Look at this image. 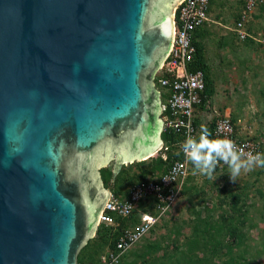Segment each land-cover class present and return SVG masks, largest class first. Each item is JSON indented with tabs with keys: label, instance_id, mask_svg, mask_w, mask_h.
Masks as SVG:
<instances>
[{
	"label": "water",
	"instance_id": "95a60500",
	"mask_svg": "<svg viewBox=\"0 0 264 264\" xmlns=\"http://www.w3.org/2000/svg\"><path fill=\"white\" fill-rule=\"evenodd\" d=\"M180 0H0V264H78L123 165L162 144Z\"/></svg>",
	"mask_w": 264,
	"mask_h": 264
},
{
	"label": "trees",
	"instance_id": "16d2710c",
	"mask_svg": "<svg viewBox=\"0 0 264 264\" xmlns=\"http://www.w3.org/2000/svg\"><path fill=\"white\" fill-rule=\"evenodd\" d=\"M236 1L239 2V10L235 11L234 14L236 19L235 23L242 22V25H245V29L249 30L252 27L251 24L254 19L258 17L264 9V1H256L254 6L256 11L252 14H250L245 6L246 4L244 2L246 0ZM216 3L219 4L216 0H209V8L212 13L213 10H217L215 14L217 17L218 9H214ZM220 5L221 3L217 6ZM243 13H246L245 18H242ZM205 23L206 22H203L191 30L192 43L195 45V53L189 66L191 70H203L205 78V90L201 91V100L193 109V123L198 131V134L194 137L196 139H199V132L202 127H207L211 133L213 127V120L201 124L199 118V114L212 110L210 106V97L214 91L210 78V74H212L210 62L206 58L205 47L198 41L200 36L208 34ZM246 40L255 41L251 34L246 37ZM263 42L259 43L263 44ZM163 76V73L160 72L156 75V79ZM234 127L236 129V126ZM161 138L163 144L157 155L124 165L115 176L114 180H112V166L102 167L100 169V174L105 187L112 190L116 195H125L128 186L134 182H146L151 180L157 182L158 179L167 172L171 164L180 158L181 154L179 153V149L186 138L185 129L183 127L175 128L164 126L161 132ZM210 138H212V136ZM247 138L254 140L263 151L262 155H264V147L263 144L258 141V137L255 135L254 137L251 136ZM162 154H165L166 158H163L161 156ZM228 167V164L221 166V168L218 166L215 171L219 169L227 170ZM190 172L195 175L198 173L194 170L192 164L190 165ZM247 176L252 177L254 182H247L241 187L238 185L234 191L228 192L229 198L222 193L225 189L224 187L227 185L223 187L218 186L215 188L219 191L216 201L209 205L208 202L203 200L206 204H204L205 206L202 209H197L194 207L195 205L192 204L191 211L193 217L191 216V218L188 219L191 221L183 220V223H186L188 226L189 231L180 232L179 229H175L168 233H173L177 236V239L171 242V248H169L168 245L164 247L159 241L152 242L145 240L148 249L141 252L140 256L142 260L139 261V263H136V258H133L134 261H127L125 255L118 264H132L133 262L135 264H259L260 261L257 260V255H260L262 250L257 248L252 250L248 242L249 239H252L249 231L252 228H258L260 224V221H256L254 218L258 217L260 220L264 219V213L260 215L259 211H257L255 214L252 213L251 209L257 207L256 209L258 210H264V199L258 206L254 201L249 202L250 197L255 196L251 194L249 187L252 186V184H257L256 195L264 197V182L262 181V179L264 180V167L256 166V168L254 167L248 170ZM207 181L208 177L204 179V184H207ZM213 182L214 181H212L213 186H216ZM220 188L222 189L220 190ZM190 189H193L197 195H202L205 192L203 186H198L194 183L192 174L188 176L182 193L185 194ZM198 203L199 201L197 204ZM155 208L156 197L149 195L140 199L130 216L121 217L115 215V222L118 223V225H106L101 223L95 235L81 248L78 254V263L90 262L92 264H99L100 255L106 251V248L110 247L114 249L120 231L123 228L131 227L136 222H139L142 212L148 211L156 213ZM162 220L163 218H161L159 222ZM155 226L152 230L155 229ZM262 232L264 233V231ZM179 234L182 236V242H178ZM165 236L166 235H160V238H167L169 235L167 237ZM167 241H165V243H167ZM166 248H169L172 252L167 254ZM262 249H264V247H262ZM156 251H162V253L153 261L147 259V254ZM127 253H129V251Z\"/></svg>",
	"mask_w": 264,
	"mask_h": 264
},
{
	"label": "built area",
	"instance_id": "2783aa9c",
	"mask_svg": "<svg viewBox=\"0 0 264 264\" xmlns=\"http://www.w3.org/2000/svg\"><path fill=\"white\" fill-rule=\"evenodd\" d=\"M257 0H247L249 12ZM260 1V0H259ZM264 1V0H261ZM209 0H180L173 11V36L169 52L162 61L158 71L164 76L158 79L164 89V99L161 100L160 114L164 126L183 127L186 138L195 136L197 129L193 123V109L201 100V91L204 90V78L200 70H191L195 46L192 44L191 30L207 19L206 10ZM244 12V11H243ZM246 17L243 13L242 18ZM239 27L242 22H238ZM241 36L244 32L239 30ZM200 134V133H199ZM212 139H229L233 141L244 156L261 154L259 146L248 139H241L235 132L231 121L227 117L216 120L212 129ZM181 156L175 160L166 173L157 182H135L129 189L126 197L110 194L99 213V222L106 225H118L115 215L130 216L140 199L149 195L156 197L154 212H142L139 222L121 230L115 242L114 249H107L101 256V264H116L123 253L130 250L140 239L146 236L173 202L179 197L182 186L189 174V160L186 158L182 146ZM163 158L166 156L163 154ZM223 161L217 165L223 166ZM90 264V263H84Z\"/></svg>",
	"mask_w": 264,
	"mask_h": 264
},
{
	"label": "crops",
	"instance_id": "0c3cea01",
	"mask_svg": "<svg viewBox=\"0 0 264 264\" xmlns=\"http://www.w3.org/2000/svg\"><path fill=\"white\" fill-rule=\"evenodd\" d=\"M223 7L224 10L218 11L217 17V10H213V13L210 10V19L205 23L208 34L198 39L205 47L206 57L212 59H209V64L214 69L216 80L210 102L212 108L214 99V104L216 102L215 105L219 108H212L215 112L210 115L224 112L232 116L239 136L246 137L247 134L251 135L250 132L264 144V9L248 30L255 41H242L233 31L235 11L233 12L232 5L225 0ZM250 65L258 69L250 71ZM243 84L246 90L242 88ZM251 87H256V90L252 92L253 90H249ZM226 88L225 95H222ZM255 110L256 116L253 115ZM199 118L205 121L208 120V115L202 113Z\"/></svg>",
	"mask_w": 264,
	"mask_h": 264
},
{
	"label": "rangeland",
	"instance_id": "374dc122",
	"mask_svg": "<svg viewBox=\"0 0 264 264\" xmlns=\"http://www.w3.org/2000/svg\"><path fill=\"white\" fill-rule=\"evenodd\" d=\"M216 1L219 4L221 3V5L217 6L219 4L216 3L214 9L217 8L218 11L224 10L223 6L225 5V0H216ZM228 1H229L230 5H232L233 12L239 10V2H235V0H228ZM172 12H173V6L171 9V13ZM212 38H215V37H212ZM216 43H218V42H216ZM206 58L208 60L210 59L209 57H206ZM210 61H212V59H210ZM250 67H251L250 71H253V72L256 69H258V68H254L251 65H250ZM211 70H212V74H210V78L212 80L213 76H214V90H215L216 80H215V75H214V69H211ZM253 72H251L250 75H252ZM241 86L243 89H245V87H243L244 84ZM249 90H253L252 92H254L256 90V87H251V89H249ZM225 91H227V88L222 92V95H225ZM162 92H163V94L165 93V91L163 89H162ZM212 102H213L212 108L215 110H218L219 106L215 105L216 102L214 104V99H212ZM253 115L254 116L257 115L256 110L253 111ZM240 131H241V129H240ZM249 134H251V135L247 134V136H249V137L255 136V134H252L250 132H249ZM263 147H264V144H263ZM247 172L248 171L242 170L241 174L237 177L236 181H233L230 178V168L229 167L227 168V170H223V169L220 170L219 169V170L214 171L213 177L211 179L208 178L207 184H204V179L207 176L200 174L199 172L196 175L192 173V177L194 178V183H196L198 186H203V188L205 189L204 194H202V195L198 194L197 195L193 189H190L187 193L182 194V196L172 206V209L169 211V213L163 217V220L160 221L155 226L154 230H152L144 239H142L138 244H136L129 251V253L126 254L125 259L127 261H134L133 258H136L135 259L136 263H139V261L142 260V257L140 256L141 252L143 250L148 249V247L146 245L147 243L145 242V240H149L152 242H154V241L158 242L159 241L163 244L164 247H166L168 245L169 248H171V246H172L171 242L175 241L177 239V236L173 233H171V234H168V233H170L172 230H175V229H179L180 232H183V231L188 232L189 231L188 226L186 225V223H183V220L189 221V222L191 221V220H188L193 215V213L191 211L192 210L191 205L194 204L195 205L194 207H196L197 209H202L205 206L204 204H206L205 201L208 202L209 205L211 203H213L214 201H216V198H217V195L219 194V191L215 188L218 186L223 187V186L227 185L226 187H224L225 189L223 190L222 193L224 196L229 198L228 192L234 191L238 187V185L241 187L242 185H244L247 182H251V183L254 182L252 177L247 176ZM212 181H214L213 183H215L216 186H213ZM262 181L264 182L263 179H262ZM256 185L257 184H252V186L249 187V191L251 192V194L255 195L254 197H250L249 202L254 201L255 204L258 206L261 204L264 197H260V196L256 195V193H257ZM221 189L222 188H220V190ZM109 191L111 192L112 190H109ZM203 200H205V201H203ZM198 201H199V203L197 204ZM256 208L257 207H255V209H251L252 213L256 214L257 211H259L260 215H261V213H264V210H258ZM254 219L256 221H260L259 222L260 224H259L258 228H252L249 231V234L251 235L252 239H249V242L248 241L247 242L250 243V248L252 250L255 248L262 250V253L260 255H257V260L260 261L259 264H264V249H262V247H264V233L262 232V231H264V219L260 220L258 217L254 218ZM160 235H166L165 237H167L168 235L169 236L167 238H163V237L160 238ZM181 238H182V236H181V234H179V236H178L179 241L178 242L183 241V240H181ZM165 241H167V243H165ZM169 248H166L167 254L172 252ZM161 253H162V251L152 252L150 254H147L146 257L150 261H153ZM132 264H135V263L133 262Z\"/></svg>",
	"mask_w": 264,
	"mask_h": 264
},
{
	"label": "clouds",
	"instance_id": "9594fccd",
	"mask_svg": "<svg viewBox=\"0 0 264 264\" xmlns=\"http://www.w3.org/2000/svg\"><path fill=\"white\" fill-rule=\"evenodd\" d=\"M247 1V0H246ZM246 1L244 2L246 4ZM179 2V1H178ZM235 2H237L235 0ZM178 4V3H177ZM176 4V5H177ZM176 5L173 6V11H174V7H176ZM246 6V5H245ZM256 11V9H252V11L250 12V14L254 13ZM249 14V15H250ZM206 16H207V19L204 20L203 22H207L209 19H210V8H209V2H208V8L206 10ZM171 17H172V36H173V12L171 13ZM236 20V19H235ZM238 22L235 23L234 25V28H233V31L235 32L236 36L238 37L239 40H242V41H245L246 40V37L249 36V32L248 30L245 29V25H242L241 27H239L237 25ZM239 30H242L244 32V36L242 37L241 36V33ZM172 42V40H171ZM193 44V43H192ZM195 46V45H194ZM195 53V52H194ZM194 55V54H193ZM190 67V66H189ZM159 68V67H158ZM191 69V68H190ZM196 70H200L203 74V78H204V71L201 70V69H196ZM195 71V70H194ZM162 71H156L155 75H154V83H155V86L156 88L159 90V95H160V99L163 100L164 99V94L162 92V87L159 85L158 83V79H156V75L158 73H160ZM163 73V72H162ZM164 75V73H163ZM204 84H205V78H204ZM212 84H213V87H214V78L212 79ZM164 90V89H163ZM205 90V88H204ZM211 106V104H210ZM215 112L214 110H211V111H206L205 112V115L207 114L208 115V120H205V121H201V124H205L207 121H210V120H213V127L212 129L214 128L215 126V122L218 118L220 117H227L232 125H233V128H234V132L235 134L240 137L241 139H248V140H251L247 137H243V136H239L236 129H235V124L233 123L232 121V116L230 115H226L224 114V112H220L219 114L218 113H215L214 115H210V113H213ZM159 116L160 118L162 119V115L160 114V111H159ZM162 122H163V119H162ZM163 128H164V122H163ZM163 128H162V131H163ZM197 129V128H196ZM199 139H196V138H193V137H188L184 142H183V145L182 146V150L186 156V158L191 162V164L193 165V168L195 171L199 172L200 174H203L205 176H207L209 179H211L213 177V173L216 169V167H218L219 165H217L219 162L223 161L224 163L228 164L229 165V168H230V178L231 180L233 181H236L237 177L241 174L242 170L244 171H248V170H251L253 169L254 167L256 166H260V167H264V155H262V150L260 149L261 151V154L257 153L255 155H252V154H249L247 156H244L242 152H240V150L237 148L236 144L229 140V139H212L210 138L212 135L211 131L207 128V127H202L200 132H199ZM198 134V131L195 133V135ZM195 137V136H194ZM251 137V136H250ZM253 142H255L254 140H251ZM256 143V142H255ZM162 144H163V141H162ZM162 144L161 146L159 147V149L153 153L151 156H155L157 155L158 151L162 148ZM180 150V149H179ZM180 153V152H179ZM165 155V154H164ZM149 156V157H151ZM163 157V154L161 155ZM166 156V155H165ZM148 158V157H147ZM145 158V159H147ZM143 159V160H145ZM190 162H189V174H192L190 172ZM111 164H108L107 166H109ZM124 166V165H123ZM122 166V167H123ZM106 167V166H105ZM221 168V166H219ZM118 174V173H117ZM187 176V178H188ZM102 178V177H101ZM186 178V180H187ZM185 180V182H186ZM103 181V180H102ZM185 182L182 186V189L184 188V185H185ZM135 183V182H134ZM133 184V183H132ZM130 184L127 188V192L125 195H116L114 194L112 191L110 192L109 191V194H114L116 196H119V197H126V195L128 194V189L129 187L132 185ZM107 188V187H106ZM110 190V189H109ZM182 190H181V193L179 195V197L173 202V204L170 206V208L164 213V215L161 217L163 218L166 214L169 213V211L172 209V206L177 202V200L182 196ZM107 196V198H108ZM160 218V219H161ZM159 219V220H160ZM158 220V222H159ZM157 222V223H158ZM156 223V224H157ZM101 223L99 222V217H98V222H97V228L98 226L100 225ZM104 224V223H103ZM155 224V225H156ZM117 225V224H116ZM154 225V226H155ZM153 226V228H154ZM96 228V230H97ZM152 228V229H153ZM151 229V230H152ZM96 232V231H95ZM95 232L93 234V236L95 235ZM121 232V231H120ZM151 232V231H150ZM149 232V233H150ZM148 233V234H149ZM147 234V235H148ZM146 235V236H147ZM92 236V237H93ZM146 236H144L142 239H144ZM142 239H140L136 244H138ZM135 244V245H136ZM134 245V246H135ZM133 246V247H134ZM132 247V248H133ZM110 247H107V249H109ZM131 248V249H132ZM130 249V250H131ZM128 250V251H130ZM126 251L125 253H123L121 255V257L119 258V261L116 263H120V261L122 260V258L126 255V253L128 252ZM105 253V252H104ZM102 253L100 255V258H99V264H101V256L104 254ZM85 263H90V262H85ZM79 264V263H78ZM80 264H84V263H80ZM92 264V263H90Z\"/></svg>",
	"mask_w": 264,
	"mask_h": 264
}]
</instances>
